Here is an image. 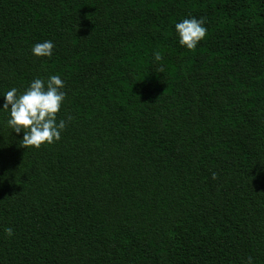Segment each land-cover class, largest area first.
<instances>
[{
  "label": "trees",
  "instance_id": "obj_1",
  "mask_svg": "<svg viewBox=\"0 0 264 264\" xmlns=\"http://www.w3.org/2000/svg\"><path fill=\"white\" fill-rule=\"evenodd\" d=\"M52 74L58 141L0 111V264H264V0H0V94Z\"/></svg>",
  "mask_w": 264,
  "mask_h": 264
},
{
  "label": "clouds",
  "instance_id": "obj_2",
  "mask_svg": "<svg viewBox=\"0 0 264 264\" xmlns=\"http://www.w3.org/2000/svg\"><path fill=\"white\" fill-rule=\"evenodd\" d=\"M205 24L204 17H188L175 23L179 44L188 50L195 49L206 36ZM53 48L52 40H44L35 43L31 52L36 57H50ZM152 58L157 62L163 59L159 51H154ZM160 70L163 71V66ZM64 87L60 75L52 74L47 78H33L22 93L16 87H11L0 94L3 98L0 111H7L8 117L5 122L13 132L19 134L23 131L21 139L23 146L39 148L43 144H52L61 138L66 120H57V113L65 101ZM67 119L70 120L71 117ZM3 231L8 237L13 235L11 227L5 226Z\"/></svg>",
  "mask_w": 264,
  "mask_h": 264
}]
</instances>
